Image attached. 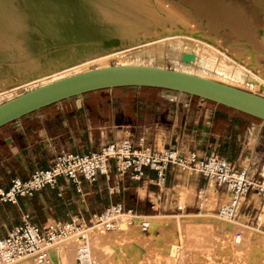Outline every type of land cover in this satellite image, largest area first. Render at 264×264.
<instances>
[{
    "label": "crops",
    "instance_id": "obj_1",
    "mask_svg": "<svg viewBox=\"0 0 264 264\" xmlns=\"http://www.w3.org/2000/svg\"><path fill=\"white\" fill-rule=\"evenodd\" d=\"M139 134L157 147L216 153L264 175L263 120L178 91L117 86L56 101L0 126V188H7L12 178H27L36 169L47 168L58 152L85 153ZM181 134L193 136L191 144L180 141ZM202 186L210 200L199 209L197 189ZM227 197L224 188L199 173L172 167L163 185L157 184L156 173L148 168L140 179L112 173L110 178L98 175L93 183L82 180L79 186L59 177L55 187L20 196L15 203L0 201V236L19 225L25 213L40 226L71 215L88 223L104 207L121 201L142 215L172 217L169 214L186 212L217 217V208ZM263 212L264 200L253 192L242 200L237 219L230 224L254 222L264 228ZM156 229L151 228L152 235ZM58 257L64 264L63 255Z\"/></svg>",
    "mask_w": 264,
    "mask_h": 264
},
{
    "label": "bare ground",
    "instance_id": "obj_2",
    "mask_svg": "<svg viewBox=\"0 0 264 264\" xmlns=\"http://www.w3.org/2000/svg\"><path fill=\"white\" fill-rule=\"evenodd\" d=\"M166 42L184 65L175 69L257 88L264 83V0H0V96L21 82L42 85L92 63L107 66L113 55L118 64H151ZM182 52L194 59L183 61ZM91 234L78 238L90 249ZM56 248L57 264L59 253L68 264L65 249Z\"/></svg>",
    "mask_w": 264,
    "mask_h": 264
},
{
    "label": "built area",
    "instance_id": "obj_3",
    "mask_svg": "<svg viewBox=\"0 0 264 264\" xmlns=\"http://www.w3.org/2000/svg\"><path fill=\"white\" fill-rule=\"evenodd\" d=\"M170 167L199 173L216 187L224 188L228 197L217 208L221 218L236 220L242 200L253 192L264 200V175L251 172L247 166H239L216 153L202 155L194 149L157 147L139 134L135 138L114 139L85 153L58 152L47 168L36 169L27 178H12L7 188H0V201L15 203L20 196H32L44 187H55L59 177L79 186L82 180L93 183L98 175L110 178L112 173H127L132 179H140L146 168L153 170L157 184L163 185ZM197 196L201 209L210 200L209 192L202 186L197 189ZM88 224L106 231L130 225L143 232L150 230L143 215L126 208L121 201L110 203L88 223L71 215L68 220L40 226L25 213L19 225L0 236V264H10L23 257H31L35 264H52L51 250L69 237L83 236ZM76 264H93L91 249L85 240L76 247Z\"/></svg>",
    "mask_w": 264,
    "mask_h": 264
},
{
    "label": "rangeland",
    "instance_id": "obj_4",
    "mask_svg": "<svg viewBox=\"0 0 264 264\" xmlns=\"http://www.w3.org/2000/svg\"><path fill=\"white\" fill-rule=\"evenodd\" d=\"M163 47L162 57L154 58L149 62L164 67L184 68V65L177 59L175 51L172 50L171 42H166ZM117 59L116 55L111 56L108 59V65L116 64L119 62ZM173 60H175L174 63ZM95 65L92 63L90 66ZM193 70L197 72L196 68ZM47 74L44 77L51 79V73ZM40 80L33 83L25 82V84L21 82V84L7 88V94L0 96V102L32 86L39 85ZM237 86L264 95V83H259L257 88L254 87L256 89L246 85ZM180 141L191 144L193 136L181 134ZM252 165L256 167V163ZM258 204L259 199L257 198L256 205ZM185 214L189 213L169 214L172 217L162 214L149 215L151 228H158L154 230L153 235L151 229L150 233H145L135 225L127 226L124 232L119 231L121 232L119 233L118 230L106 231L95 224H88L86 230L93 232L89 236V242L94 264H264V228L254 222H245L244 224L247 225L245 226L240 223L228 224L222 219L202 214L189 216ZM260 222H264V212L260 217ZM250 233L251 236H249ZM97 235L101 237L98 238ZM78 238L82 236L69 237L58 245H61V249L67 252L68 264H72L75 248L83 241ZM95 239L101 246V252L96 255L94 253ZM57 251L56 247L51 250L52 264H57ZM24 259L28 261L26 264H35L31 257L22 258L13 264H23Z\"/></svg>",
    "mask_w": 264,
    "mask_h": 264
},
{
    "label": "water",
    "instance_id": "obj_5",
    "mask_svg": "<svg viewBox=\"0 0 264 264\" xmlns=\"http://www.w3.org/2000/svg\"><path fill=\"white\" fill-rule=\"evenodd\" d=\"M181 59L193 60L194 54L182 52ZM117 86H152L178 91L264 121V95L180 69L155 64L116 63L52 80L0 102V126L56 101Z\"/></svg>",
    "mask_w": 264,
    "mask_h": 264
},
{
    "label": "trees",
    "instance_id": "obj_6",
    "mask_svg": "<svg viewBox=\"0 0 264 264\" xmlns=\"http://www.w3.org/2000/svg\"><path fill=\"white\" fill-rule=\"evenodd\" d=\"M192 96H194V95H192ZM195 97L199 98L198 96H195ZM206 100H207V99H206ZM207 101L212 102V103L216 104L217 106H219V107H221V108H224V109H227V110H230V111H236V112H238V113L248 115V114H246V113H244V112H241V111L235 110V109H233V108H230V107L224 106V105H222V104H218V103L213 102V101H210V100H207Z\"/></svg>",
    "mask_w": 264,
    "mask_h": 264
}]
</instances>
